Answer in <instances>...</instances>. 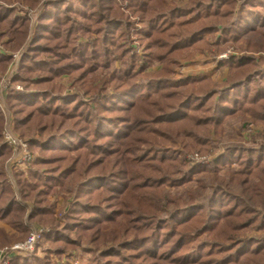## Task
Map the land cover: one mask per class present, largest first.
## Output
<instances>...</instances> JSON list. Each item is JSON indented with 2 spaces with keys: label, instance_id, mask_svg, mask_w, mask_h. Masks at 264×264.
<instances>
[{
  "label": "trees",
  "instance_id": "16d2710c",
  "mask_svg": "<svg viewBox=\"0 0 264 264\" xmlns=\"http://www.w3.org/2000/svg\"><path fill=\"white\" fill-rule=\"evenodd\" d=\"M42 1L0 0L4 47L25 46L6 100L30 156L12 183L0 135V222L13 230L0 248L27 238V211L49 227L42 259L10 264L79 249L84 264H264V135L215 154L230 119L264 124V0ZM228 51L214 59L221 83L176 77L194 54ZM9 61L0 53V74Z\"/></svg>",
  "mask_w": 264,
  "mask_h": 264
},
{
  "label": "rangeland",
  "instance_id": "374dc122",
  "mask_svg": "<svg viewBox=\"0 0 264 264\" xmlns=\"http://www.w3.org/2000/svg\"><path fill=\"white\" fill-rule=\"evenodd\" d=\"M45 1L46 0H43L41 2L40 4L41 7L44 6ZM17 7H18L17 13L20 15H23L25 13L26 8L21 9L19 6ZM38 13H39V10L27 12V14L30 17L29 31H32V26L38 16ZM3 32L4 31L0 32L1 33L0 53L2 54L8 53L10 56V61L8 62L4 72L0 74V115L2 117V130L0 131V135L2 134V139L11 149L10 156L5 163V167H6V174L8 175V178L12 182L13 173L15 171L17 172V171L25 170L26 163L30 160L28 150H27L28 158L24 159L23 152L20 150V148L19 147L16 148L17 146L9 145L7 143L8 141L6 140L4 136V132L7 130L13 137H15L19 142H21L22 144L26 146L24 141H22V137L14 130L12 111L10 110L7 100H6L9 89L14 88L15 90H22V85L13 83L12 80H13V77L18 73L19 61H20V58L24 51L25 46H22L17 50L11 49V48L6 49L4 47V44H6L7 41H9V37ZM11 46L14 47L13 44ZM230 51L225 52L217 57H213L209 54L196 53L190 60L181 63V66L177 68L176 77L182 76V75L183 76H195V75L206 76V77H210L216 83H221L226 77L227 69L225 68L220 69V70L215 69L214 59L225 58ZM155 69H157V65L154 64V66L152 67V70H155ZM59 84L66 86L68 84V78L62 77L59 80ZM245 116L246 115L242 117L241 116L234 117L230 119L229 122L224 124L222 128L221 138H219L220 140L218 141L219 150L215 153L216 155L223 153L224 151L223 148L231 143H249L248 140L250 141L251 131H253L254 134L256 133L254 136L259 135V137H261L264 135V124L251 123L249 119H247L249 118V116L246 117L248 122H246V124H243L245 122V119H244ZM247 146H250V145H247ZM187 157L192 162H204V161H207L210 156L192 153V154H189ZM14 189H15V194L17 198L18 191L16 190L15 187ZM65 191L66 189L61 191L59 194H56L55 196L50 198V202L54 206L53 208L54 214L50 216V218H53V219L56 217L59 218V213H58L59 209H61V207L63 208L65 205V201L63 205V199H65L67 196ZM24 215H25V218H24L25 226L27 228L25 236L26 235L28 236L32 231H35V230H48L49 229V227L46 225L35 224V222L28 221L26 218L28 215V211ZM0 228L4 229L8 233H13V230L9 228L7 225H5L4 223L0 222ZM20 242L21 240L20 241L15 240L9 246L1 247L0 250L9 249ZM43 247L44 246H41V245L39 246L35 245L33 252L29 254L32 255L34 253L39 259H42L44 257ZM72 255L73 257L70 255H65L61 262L64 264H84L90 258V255L84 253L81 249H79L77 253H73Z\"/></svg>",
  "mask_w": 264,
  "mask_h": 264
},
{
  "label": "built area",
  "instance_id": "2783aa9c",
  "mask_svg": "<svg viewBox=\"0 0 264 264\" xmlns=\"http://www.w3.org/2000/svg\"><path fill=\"white\" fill-rule=\"evenodd\" d=\"M4 136L9 145L17 146L23 152V158H28L27 148L24 144L19 142L13 137L9 131L4 132ZM41 230L32 231L27 238L9 249L0 250V264H10L11 258L15 256H25L26 254L32 253L36 245L37 240L40 238Z\"/></svg>",
  "mask_w": 264,
  "mask_h": 264
}]
</instances>
